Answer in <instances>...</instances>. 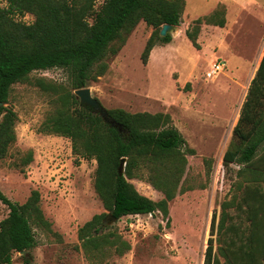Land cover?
Returning a JSON list of instances; mask_svg holds the SVG:
<instances>
[{
  "label": "rangeland",
  "instance_id": "obj_1",
  "mask_svg": "<svg viewBox=\"0 0 264 264\" xmlns=\"http://www.w3.org/2000/svg\"><path fill=\"white\" fill-rule=\"evenodd\" d=\"M102 2L97 0L95 8ZM0 4L6 3L0 0ZM219 4L225 10L224 26L203 23L199 48H195L185 36L186 28ZM19 19L31 23L34 16ZM152 30L140 21L119 51L103 60L105 72L88 80L86 87L101 112L95 107L93 111L104 115L105 122L115 126L104 113L111 108L167 113L194 149L193 155L186 156L168 215L155 211L123 216L103 231L116 240L114 245L105 246L103 253L81 248L78 228L93 215L107 213L93 187L96 162L78 158L68 138L38 131L56 91L74 94V90L66 69L35 70L11 87L6 105L17 116L16 140L0 160V191L17 203H23L32 190L39 191L40 207L49 223L48 228L33 225L36 242L30 251L31 264H203L212 213L219 220L222 203L237 198L247 183L242 166L232 163L226 169L222 158L264 53V0H185L181 22L170 32L171 42L156 45L143 63L141 53ZM215 60L224 64L223 70L208 77ZM29 151L32 161L25 164ZM148 174L142 170L128 181L140 194L159 201L164 195ZM259 186L264 189V180ZM8 211L0 201V221ZM228 211L233 214L234 206ZM120 242L125 245L117 252ZM218 246L215 241L217 255ZM219 260L223 264V258ZM22 262V255L13 253L11 264Z\"/></svg>",
  "mask_w": 264,
  "mask_h": 264
},
{
  "label": "trees",
  "instance_id": "obj_2",
  "mask_svg": "<svg viewBox=\"0 0 264 264\" xmlns=\"http://www.w3.org/2000/svg\"><path fill=\"white\" fill-rule=\"evenodd\" d=\"M0 4V160L15 142V111L6 105L13 84L26 80L35 70L64 68L73 90L86 87L88 80L106 70L103 60L115 55L126 35L140 22L153 28L141 53L146 63L151 50L172 40L170 33L160 35L163 24L179 26L185 0H4ZM34 16L31 23L19 17ZM223 27L224 6L219 4L209 15L198 17L186 28L185 36L195 48L201 25ZM119 43V45H116ZM52 109L38 127L39 132L56 134L71 141L72 152L96 162L93 187L107 213L92 216L78 228L80 246L86 253H103L114 245L103 231L108 224L126 215L155 211L167 216L168 204L177 191L187 154L193 155L169 114L105 109V122L92 107L80 105L75 94L56 91ZM264 53L252 77L230 146L222 164L242 167L247 183L231 202H223L217 220L213 212L203 264H264ZM126 158L123 174L118 171ZM32 161L29 151L24 163ZM148 171V179L162 191L163 198L153 201L140 194L128 179ZM182 190V189H181ZM0 201L8 214L0 221V264H11L12 255L22 254V264H31L35 246L33 225L49 227L40 207V193L32 190L23 203L11 201L0 191ZM234 206V213L228 211ZM216 234V238L213 235ZM217 241L218 255L214 251ZM117 252L125 245L120 242Z\"/></svg>",
  "mask_w": 264,
  "mask_h": 264
},
{
  "label": "water",
  "instance_id": "obj_3",
  "mask_svg": "<svg viewBox=\"0 0 264 264\" xmlns=\"http://www.w3.org/2000/svg\"><path fill=\"white\" fill-rule=\"evenodd\" d=\"M174 27L175 26H173V25L163 24L161 26L159 33L161 36H164L165 34L170 33ZM74 94L80 99L81 104L83 103V105L88 106V107H95L98 111H100V109L98 107H96L97 106V100L91 96V92H90L89 88L84 87L81 89H76V90H74ZM0 106H2L1 102H0ZM103 118L105 119L104 115H103ZM125 163H126V158H124V157L121 158L120 165L118 168V171L120 174H123V172H124ZM25 253H27V252L26 251L20 252L21 255L25 254Z\"/></svg>",
  "mask_w": 264,
  "mask_h": 264
},
{
  "label": "built area",
  "instance_id": "obj_4",
  "mask_svg": "<svg viewBox=\"0 0 264 264\" xmlns=\"http://www.w3.org/2000/svg\"><path fill=\"white\" fill-rule=\"evenodd\" d=\"M224 64L220 60H215L212 62L210 70L206 73L208 77H214L223 70Z\"/></svg>",
  "mask_w": 264,
  "mask_h": 264
}]
</instances>
